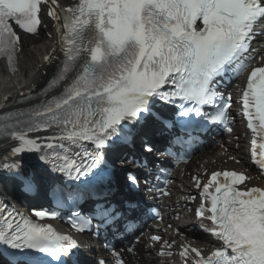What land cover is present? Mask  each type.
Returning a JSON list of instances; mask_svg holds the SVG:
<instances>
[{
	"label": "snow or ice",
	"instance_id": "obj_1",
	"mask_svg": "<svg viewBox=\"0 0 264 264\" xmlns=\"http://www.w3.org/2000/svg\"><path fill=\"white\" fill-rule=\"evenodd\" d=\"M45 6L55 22L63 58L39 93V103L0 117V137L17 142L11 146L12 156L38 153L53 173L83 178L90 187L104 171L106 150L131 142V133H123L122 126L139 123L145 115L159 119L152 112L157 100L177 107L179 117L194 114L224 124L231 133L232 97L220 96L213 82L232 71L244 77L237 103L253 133L251 159L264 174V48L251 47L254 36L264 35V0H76L70 7L58 0H0V57L6 58L10 73L16 72L21 42L15 29L38 35ZM57 59L53 54L44 57L46 62ZM209 105L215 106L214 114L202 112ZM32 133L45 135L32 138ZM143 147L153 151L147 143ZM77 148L80 151L74 152ZM2 167L12 172L19 164ZM128 179L138 187L135 176ZM252 179L246 170L213 171L206 182L192 177L200 190L195 218L218 245L205 254L199 247L180 244L184 264H264V187L246 183ZM26 188L31 191V183ZM156 191L170 195L165 188ZM83 194L60 191L57 197L63 203L66 197ZM5 212L0 209V264H77L71 254L82 245L73 236ZM32 215L39 220L57 218L42 209ZM96 215L106 226L118 222L115 210L107 206ZM69 222L76 233H84L92 219L74 212ZM148 239L167 249L176 243L160 235ZM125 251L134 254L135 248ZM159 255L173 253L164 250ZM113 258L114 264H131L115 251Z\"/></svg>",
	"mask_w": 264,
	"mask_h": 264
},
{
	"label": "bare ground",
	"instance_id": "obj_2",
	"mask_svg": "<svg viewBox=\"0 0 264 264\" xmlns=\"http://www.w3.org/2000/svg\"><path fill=\"white\" fill-rule=\"evenodd\" d=\"M51 45L48 41L42 40L37 42L25 43L23 52H25L27 61L21 62L19 65V74L12 78L3 77V69L0 67V98L13 93L14 88H19L22 85L32 87L36 84L38 75L36 73L40 64V56H42ZM6 91V93H2Z\"/></svg>",
	"mask_w": 264,
	"mask_h": 264
}]
</instances>
